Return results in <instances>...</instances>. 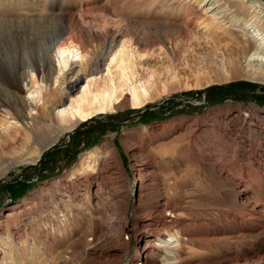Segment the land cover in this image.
Segmentation results:
<instances>
[{"label": "bare ground", "instance_id": "6f19581e", "mask_svg": "<svg viewBox=\"0 0 264 264\" xmlns=\"http://www.w3.org/2000/svg\"><path fill=\"white\" fill-rule=\"evenodd\" d=\"M0 1L8 4L4 8L7 11L13 9L9 4L16 2ZM108 1L118 4L121 0ZM29 2L32 4V1L27 0L25 9L31 16L44 15L45 12L50 14L54 8V4L48 0L39 7H34ZM78 2L82 4V1ZM128 3L132 6H128L126 10L118 9L120 14L128 17H122V20H130L132 27L138 24L141 29L146 24L155 25L157 38L152 37L154 35H142L135 29L128 31V27L121 30L118 25L116 28H105L99 33L92 29L85 30L79 22L90 21L88 13L91 6L87 2L77 11L66 6L59 8L58 18L64 20L65 28L45 48L47 65L39 63L32 66V60L26 59L17 83L15 100L0 104L6 107L5 114H9L21 125L19 127L10 123L8 127L13 128V135L7 127L0 130V177L23 163L35 162L45 148L55 143L61 134L71 130L81 120L128 104L139 107L152 100L154 89L148 85L140 83L130 85L127 89L123 87L127 73L134 71L132 55L138 56L137 64L143 68L154 64L151 63L152 60H147L151 54L156 56V62L162 54L168 65H174V54L178 48L170 49L167 46L169 39L188 37L190 23L201 13L207 15V24L222 29L220 35L231 44L226 45L234 58L229 59V63L233 61L231 68L236 74L233 75L264 82V1L128 0ZM156 3H161V7H154L153 13L150 10L144 15L142 7L148 5L150 9ZM176 4L178 11L173 15L170 9ZM18 5L24 6L21 3ZM18 5L17 8L20 9ZM165 5L170 9H164ZM34 9L38 11H33ZM134 9L136 11L131 14ZM181 12L190 13V16L186 17ZM143 16L150 17L148 22L144 23L141 18ZM114 46L117 49L113 50ZM158 48H161V53L157 52ZM108 54L110 58L106 63ZM223 58L220 59L221 64H224ZM112 62L116 65L118 84L115 85L113 77L103 79L97 76L99 81L103 79V86L97 88L96 84V91L92 92L91 75L99 73L102 64H106L108 73ZM89 75L90 80H86L87 84L72 105L74 110L67 112L66 107L57 110L54 121L53 112L58 100L72 92L78 82ZM126 90L130 93L129 97L124 95ZM24 93L28 96L24 97ZM34 95L41 100L42 106L36 107L37 114H30V121H27V111L32 109L30 101ZM6 120L3 121L0 117V125ZM46 120L51 124L44 128L42 126H45ZM207 120L208 118L200 121L205 129H201L198 134L196 129L201 125L194 121L176 131L175 127L181 122L172 123V127L167 129L168 136L164 127L156 131L148 126H140L137 130L123 134L120 141L130 158L129 165L138 186L135 200L133 199L134 220L130 226L127 225L126 216L130 200L129 178L117 150L106 139L94 147L75 170L64 177L46 182L29 198L19 202L23 206H39L34 223L32 219H20L19 206H11L4 213L2 228L7 222H12L14 226L2 232L0 224V264H49L62 256H73L65 264H87L95 254H100L97 244L101 241L114 237L117 245L123 248V233H131L141 240L138 249L140 252L133 264H189L188 261L183 263L184 255L193 246H199L204 251L210 246L218 250L229 247L236 240L258 236L257 230L264 227V211L259 210L252 202L257 192L245 187L240 177L228 171L221 152L229 136H232V143L238 148L240 139L246 138L241 135L243 128L248 134H257L264 141V114L246 108L230 121L222 116L216 120L215 125H211L214 126L211 129L206 128ZM211 134L216 137L215 152L207 153L205 148ZM197 143L200 150L196 149ZM15 144H20L25 151L15 154ZM152 145H155L158 156L145 150ZM192 148L194 153L191 157L188 153H179ZM183 156L187 159H183ZM233 156L238 159L237 149H234ZM236 159L231 163L236 164ZM260 177L264 179V173H260ZM211 186L215 189L213 191H218L217 204H213L217 206L215 209L218 217L196 222V219L191 218L190 209L182 205L181 199L191 203L196 195L204 196L207 187L211 189ZM110 196L115 197L116 202L106 205ZM257 211H261V219L255 217ZM107 212L112 216L106 223ZM30 231L32 235L26 233ZM107 232H112V235L108 236ZM48 243L54 248L40 246ZM75 243L83 246L78 254L71 247ZM30 244L36 245L41 253L32 254ZM223 251L226 252L216 253L213 257L208 254L209 261L206 264H264V253L241 257L233 249Z\"/></svg>", "mask_w": 264, "mask_h": 264}, {"label": "rangeland", "instance_id": "374dc122", "mask_svg": "<svg viewBox=\"0 0 264 264\" xmlns=\"http://www.w3.org/2000/svg\"><path fill=\"white\" fill-rule=\"evenodd\" d=\"M28 1H32V4L29 2L32 6L36 7L37 5L39 7L46 0ZM48 1L54 4L52 13L46 14L45 12L44 15L32 14V16L25 9L27 7L25 2L27 0H16V2H20L24 6L18 5L20 3L16 2L9 4L13 6L11 11L5 10L4 8L8 4L0 1V104L15 100L17 83L24 69L25 65L23 64H25L26 59L32 60V66L39 63L47 65L48 55L45 48L50 46L65 28L64 20L58 18L60 15L59 8H65L66 6L77 11L81 5L84 6L87 2L91 6V10L88 13L90 21L88 23L82 22L83 20L79 22L85 30L92 29L94 32L99 33L105 28H113L118 25L121 30H125L128 27V31L135 29L142 35H154L152 37L157 38L154 31L155 25L146 24L145 26L143 25L144 29H141L138 24L134 25L136 27H132V21L130 20H128L130 22L122 20V17H128L126 14H120L118 11L126 10L128 6H132V4L128 3V0H121L118 4L109 2L108 0L106 2L105 0H80L82 4H79L78 0ZM17 5L21 8L18 9L19 7L17 8ZM177 6L178 4L170 9L165 5L164 9H170L174 15L178 11ZM154 7L160 8L161 3L154 4L150 9L148 5L143 6L142 10H145L144 15L150 10V13H153L152 8ZM33 11L37 12L38 10L34 9ZM135 11V9L132 10L131 14ZM183 14L190 16V13ZM141 18L146 23L150 17L143 16ZM207 23V15L201 13L198 18L190 23L188 37L184 38L181 36L176 39L169 37L167 46L170 49L178 48L177 53L174 54V65H168L167 59L162 57V54H160V58L156 62L154 61L157 59H154L156 56L151 54L147 57V60H152L151 63L154 64L143 68L137 64L138 56L136 54L132 55V60L135 63L132 66V71H134L127 73V80L124 81L123 87L127 89L130 85H138L140 83L148 85L154 89V98L152 100L145 102L139 107H133L128 104L119 109L95 113L81 120L74 127L75 129L70 135H68V131L61 134L58 140L49 146L51 149L43 157L41 156L46 149L42 152L39 156L41 159L38 165H36L37 160L35 162L23 163L0 177V205L7 203L4 207L0 206L2 232H5L7 228L12 229L14 226L12 222H7L4 228H2L5 221L4 213L14 205L19 206V210L21 211L20 219H32V223H34L39 206L37 204L34 206L32 204L31 206H23L19 202L24 200V198H29L33 192L42 187L46 182L64 177L67 173L75 170L83 158L94 147L106 139H109L113 147L117 150L129 178L131 201L129 200V209L126 212V216L127 225L130 226L134 220V212L132 209L135 195L138 192V186L135 184V174L129 165L130 158L120 141L125 132L137 130L140 126L153 127L156 131H160L164 127L168 136L169 132L167 129L172 127L170 126L172 123L181 122L175 127L174 131H176L183 129L185 125L194 121L198 125H201L196 129V133L198 134L201 129H205V125H202L203 122L200 121H204L206 118H208L206 128L211 129L214 127L211 125H215L217 119L224 116L226 120L230 121L231 119H235L237 113H240L246 108L250 110L255 109L260 114H264V82L244 76H235L236 74L232 72L231 68L233 61L229 63V59L231 57L233 58V55H231L232 53L229 54L230 51H228L226 45L231 46V44L226 41L224 36L220 35L221 28H213L211 24ZM112 49H117V46H114ZM158 49L157 52L161 53V48ZM108 55L105 58L106 63L110 58V54ZM221 57H224V64L220 62ZM109 70L107 73L106 64H102L100 72L91 75L94 80H92V83L90 82V90L92 92L96 91V84H98L97 88L103 86L102 80L104 78L108 79L113 77L115 85L118 84L119 78L115 71L116 65L114 62L109 65ZM97 76L103 77V79L99 81ZM89 77L90 75L80 80L76 88L72 92L67 93L63 99H59V96L56 97L59 100L53 112L54 121L56 120L57 110L64 107L68 108L67 112L74 110V106L72 105L75 104L78 95L87 84L86 82ZM195 84H198V86H195ZM220 85L227 86V89L225 91L214 90L207 92L212 86ZM234 88L242 89L247 93L238 92ZM199 90L202 91L200 94L198 93ZM124 92V95L130 96L129 91L126 90ZM24 94V97L28 96L27 93ZM35 97L34 95V98L30 101L32 109L31 111H27V121H30V114H37L36 109L42 106L41 100ZM184 99L188 100L183 101ZM5 112L6 107L0 106V117H2L3 121L7 119L6 124L3 123L2 126L0 125V130L7 127V129L9 128L10 134L13 135V128L8 126L11 123L14 126L21 127L20 122H16L14 118L9 114H5ZM66 115L69 116V113H66ZM49 124L51 122L46 120L45 126L42 127L46 128ZM242 131L243 133L241 135H244L246 138L240 139L238 148H235L234 143H232V136H229V140L223 145L221 154H223V160L226 163L228 171L240 177L244 181L245 187H250L257 192L252 202H254L259 210L264 211V179L260 177V173H264V141H261L257 134L252 132L248 134L244 128ZM37 133H40V131ZM210 138L205 148L207 153L215 152L216 137L212 135ZM8 140L11 141V138L8 137ZM200 141L203 142V140ZM199 146V143H197V150ZM234 149L238 150V159L233 156ZM145 150L158 156L155 145L148 146ZM22 151L24 152L25 150L20 144H15V154H19ZM179 153H183L184 155L188 153V156L191 157L194 153V148L181 150ZM183 157V159H187L186 156ZM234 159H236V164L231 163ZM209 187H207V192H204V196L196 195V198L191 203L185 201L184 198L181 199L182 205L186 209H190L191 218L196 219V222L199 220L204 222L210 221L218 217L217 209H215L217 206L213 205L217 204L216 194L218 191H213L215 189L212 186L211 189ZM115 202L116 198L110 196L106 205L108 203H112L113 205ZM260 212L257 211L255 214L256 218L261 219ZM106 214L107 223L111 219L112 214L110 212ZM257 232L259 233L258 236H249L242 240L232 242L229 245L230 248L222 247L216 250V248L210 246L204 251L200 250L199 246H193L185 253L183 263L188 261L189 264H206L209 261L208 254L210 257H213L216 253L226 252L223 251L225 249H233L241 257H253L259 253L263 254L264 227L258 229ZM26 233L32 235L31 231ZM107 234L111 236L112 232H107ZM121 237L125 243L123 248L117 245L114 237L101 241L97 244L100 254H95L93 259L87 261V264H133L137 254L140 252L138 249H140L141 240L131 233L129 235L128 233H123ZM79 244L75 243L71 246L77 252L76 254L80 253L83 247ZM40 246L46 249L54 248V246H49V243ZM30 249L32 254L41 253V250L36 245L31 246L30 244ZM72 258L73 256L65 258L62 256L49 264H65Z\"/></svg>", "mask_w": 264, "mask_h": 264}, {"label": "water", "instance_id": "95a60500", "mask_svg": "<svg viewBox=\"0 0 264 264\" xmlns=\"http://www.w3.org/2000/svg\"><path fill=\"white\" fill-rule=\"evenodd\" d=\"M220 86L227 87V86H225V85H220ZM209 87H210V86H209ZM234 89L237 90L238 92L247 93L246 91H244V90H242V89H239V88H234ZM187 100H188V99H184L183 101H187ZM74 129H75V128L73 127L72 130H69V131H68V135H70L71 132H72ZM49 146H50V145H49ZM49 146H48L47 148H45L46 150H45V152L42 154L41 157H43V156L46 154V152H47L49 149H51V147H49ZM41 157L37 159L36 165L39 164ZM7 195L9 196L8 193H7ZM6 204H7V203H4V204H1L0 206H1V207H4Z\"/></svg>", "mask_w": 264, "mask_h": 264}, {"label": "trees", "instance_id": "16d2710c", "mask_svg": "<svg viewBox=\"0 0 264 264\" xmlns=\"http://www.w3.org/2000/svg\"><path fill=\"white\" fill-rule=\"evenodd\" d=\"M230 88V87H229ZM225 89H227L226 87H220V86H212L211 88H209L207 90L208 91H214V90H218V91H225ZM202 91L199 90L198 93L200 94Z\"/></svg>", "mask_w": 264, "mask_h": 264}]
</instances>
